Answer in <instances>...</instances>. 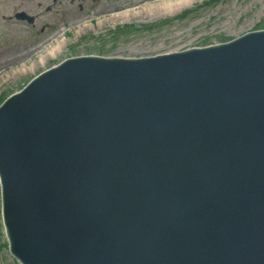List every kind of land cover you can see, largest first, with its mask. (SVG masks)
I'll return each mask as SVG.
<instances>
[{
	"label": "water",
	"instance_id": "95a60500",
	"mask_svg": "<svg viewBox=\"0 0 264 264\" xmlns=\"http://www.w3.org/2000/svg\"><path fill=\"white\" fill-rule=\"evenodd\" d=\"M0 205L19 264H264V29L40 72L0 104Z\"/></svg>",
	"mask_w": 264,
	"mask_h": 264
},
{
	"label": "rangeland",
	"instance_id": "374dc122",
	"mask_svg": "<svg viewBox=\"0 0 264 264\" xmlns=\"http://www.w3.org/2000/svg\"><path fill=\"white\" fill-rule=\"evenodd\" d=\"M166 1L0 0V104L66 58L149 57L264 29V0H189L180 7L174 0V10L157 7ZM19 12L33 22L17 20ZM0 264H19L8 251L1 213Z\"/></svg>",
	"mask_w": 264,
	"mask_h": 264
},
{
	"label": "bare ground",
	"instance_id": "6f19581e",
	"mask_svg": "<svg viewBox=\"0 0 264 264\" xmlns=\"http://www.w3.org/2000/svg\"><path fill=\"white\" fill-rule=\"evenodd\" d=\"M177 3V7H180L179 5H184V4H186V2L187 1H189V0H175ZM174 0H168V1H166L165 3H162L161 5H160V2H159V6L157 5V7L158 8H160V9H167V10H170V9H173L172 7H171V5L173 4V2H175ZM178 1H181V2H178ZM192 1V0H191ZM188 3V2H187ZM138 4V3H137ZM189 4V3H188ZM134 6V5H133ZM145 6H146V4H145ZM152 6H153V4H152ZM151 6V7H152ZM155 6V5H154ZM150 7V6H149ZM145 8V7H144ZM158 10V9H157ZM174 10V9H173ZM177 10V9H176ZM130 12V11H129ZM152 12V11H151ZM172 12V11H171ZM150 13V12H149ZM154 13V12H153ZM170 13V12H169ZM147 14V13H146ZM132 14H130V15H127V16H131ZM154 15V14H153ZM160 15V14H159ZM110 16V15H109ZM135 16V15H134ZM155 16V15H154ZM124 17V16H123ZM151 17V16H150ZM138 18V17H137ZM114 20V19H113ZM109 21V20H108ZM112 21V20H111ZM104 23V22H103ZM114 23V22H113ZM100 25V24H99ZM102 26V25H101ZM85 29V28H84ZM46 44V43H45ZM45 44H43V45H45ZM61 44L62 43H59L53 50L55 51H57V49H59V47L61 46ZM60 50V49H59Z\"/></svg>",
	"mask_w": 264,
	"mask_h": 264
},
{
	"label": "flooded vegetation",
	"instance_id": "af4514ba",
	"mask_svg": "<svg viewBox=\"0 0 264 264\" xmlns=\"http://www.w3.org/2000/svg\"><path fill=\"white\" fill-rule=\"evenodd\" d=\"M86 55H93V54H86ZM98 54H96L95 56H97Z\"/></svg>",
	"mask_w": 264,
	"mask_h": 264
},
{
	"label": "trees",
	"instance_id": "16d2710c",
	"mask_svg": "<svg viewBox=\"0 0 264 264\" xmlns=\"http://www.w3.org/2000/svg\"><path fill=\"white\" fill-rule=\"evenodd\" d=\"M2 103V102H1Z\"/></svg>",
	"mask_w": 264,
	"mask_h": 264
}]
</instances>
